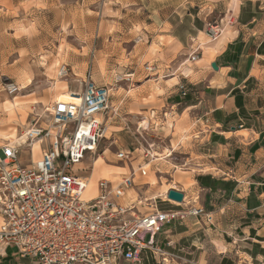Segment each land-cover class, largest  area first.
Wrapping results in <instances>:
<instances>
[{
  "label": "crops",
  "instance_id": "crops-1",
  "mask_svg": "<svg viewBox=\"0 0 264 264\" xmlns=\"http://www.w3.org/2000/svg\"><path fill=\"white\" fill-rule=\"evenodd\" d=\"M117 6L126 26L117 38L109 36L103 60L96 55L88 67L93 81L112 86L108 116H101L108 130L102 140L109 143L99 155L117 162L116 151L130 152L127 161L106 164L119 179L144 163L136 129L142 133L140 127L148 128L149 140L154 142L156 137L167 150L154 160L168 165L151 170L156 184L152 177L135 179L128 198H154L163 210L180 208L182 203L157 201L162 194L159 181L165 179L158 175L168 174L174 184L166 190L183 191L185 202L202 205L213 215L210 224L200 217L166 223L155 239L172 256L163 262L154 255L138 264L264 263V0H119ZM219 19L221 34L210 40L206 25ZM18 49L7 54L0 35V64L9 61L2 72L20 86L16 99L30 98L28 108L17 100L11 112L7 108L12 99L8 105L0 101V128L10 124L16 136L27 127L32 113H42L44 102L51 98L43 84L54 78L53 64L45 72L32 65L29 71L20 64ZM195 50L199 58L191 60ZM146 62L155 66L147 70L151 73L143 70L141 64ZM88 68L83 75L74 72L73 77H81L71 80L75 91L82 88ZM118 71L131 74V81L122 79L113 86L112 77ZM60 82L74 91L69 81ZM179 82L186 85L185 96L178 91ZM60 90L53 88V96ZM178 152L185 160L179 166L168 160ZM39 156L36 150L29 161L21 156L20 160L28 164ZM146 166L149 173L150 165ZM99 178L105 177L98 173ZM0 264L37 263L31 257H19L9 245L0 251Z\"/></svg>",
  "mask_w": 264,
  "mask_h": 264
},
{
  "label": "built area",
  "instance_id": "built-area-1",
  "mask_svg": "<svg viewBox=\"0 0 264 264\" xmlns=\"http://www.w3.org/2000/svg\"><path fill=\"white\" fill-rule=\"evenodd\" d=\"M221 22L207 23L205 33L210 40L221 34ZM198 58V51H193L190 59ZM145 69L153 71L155 66L147 65ZM68 75L67 65L59 64L56 77ZM130 77L118 74L114 80L131 81ZM111 87L93 81L88 68L82 88L70 91L75 101L54 102L44 110L49 117L32 113L17 139L4 140L0 146V251L13 245L19 257H31L37 264H117L123 260L138 264L154 255L166 262L172 255L155 239L166 223L191 217H200L209 224L213 221L211 211L185 202L183 191L182 205L176 203L178 209L163 210L154 198H128L135 179L148 174L146 165L155 158V143L141 133L138 149L144 163L118 180L97 179L92 196H81L89 176L80 175L76 167L85 156L97 155L107 130L100 117L109 110ZM177 87L185 96L186 85L179 82ZM4 89L13 94L20 86L8 82ZM34 143L39 144L40 156L22 164L20 153L25 151L31 158ZM115 156L124 162L131 155L118 150ZM167 192L159 199L173 203Z\"/></svg>",
  "mask_w": 264,
  "mask_h": 264
},
{
  "label": "rangeland",
  "instance_id": "rangeland-1",
  "mask_svg": "<svg viewBox=\"0 0 264 264\" xmlns=\"http://www.w3.org/2000/svg\"><path fill=\"white\" fill-rule=\"evenodd\" d=\"M140 2L146 3V0H140ZM118 3L119 0H0V35L4 38L6 53L12 55L11 50L19 48L16 51H18L19 54H22L20 64H24L25 68L29 71L31 69L30 65L42 67V70L45 72V70L47 71L50 69V66L53 64L54 78L45 80L42 88L46 93L51 95L50 100L44 102L45 104L41 109V112L44 113L46 117H49L48 111L44 112L46 107L53 105L54 102L58 99L60 100V98L66 99L65 96L68 94L69 90L66 88V84L60 81H69V89L74 90V87H72L74 83L71 82V80L74 78H77V80L81 78L79 75L73 77L74 72L83 75L86 68L95 63L96 57L99 61L103 60L105 54L103 53V48H107L109 36L112 35L117 38L118 35H121V31L123 32V28H125L126 25L121 21L122 18L118 10L119 7L117 6ZM144 13L145 12H143V15ZM92 49L100 51L99 53L93 54V52H91ZM115 53L117 52L114 51L113 54ZM106 54L108 55V53ZM116 57L117 55H113V58ZM8 63L9 61L0 64V101L6 100V105H8L7 100L12 99L7 108V111L9 112L14 110L12 108L17 100L24 101L28 108L30 98H15L20 90L16 93L9 94L3 88L6 83L12 82L5 76L6 74L2 72ZM62 63H66L71 67H68L69 75L66 78H57L56 72L59 64ZM147 64L150 63L146 62L141 64L143 70ZM145 72L147 73L149 71ZM118 74L122 75L124 73L119 71L118 73H115L116 76H118ZM114 78L112 77L113 86L121 84V81L116 83ZM133 83L136 84L135 82ZM38 84L39 83H37V85ZM53 88H62L63 90H60V92L53 96ZM104 116L107 117L108 113H105ZM31 117L32 114L29 116L28 121H30ZM5 127L8 129L4 130ZM5 127L3 126V128H0V145L4 143V140L14 141L17 139V136L12 129V125L7 124ZM147 130L148 128L143 129L142 127L139 129V131L142 132V137L149 140L148 136L150 134L146 135L145 133ZM19 133L20 132H18V135ZM139 133L140 132L136 129V135ZM105 134H108V130ZM110 138L112 140L114 139L113 137ZM153 138L155 142L153 151H155L154 155L156 159L158 156H161L159 152H162V150L167 152V150L160 146V141H158L156 137L153 136ZM108 143V139H103L98 146L97 155L93 158L85 156L81 163L77 164L76 169H80L78 173L90 177L89 185L83 196L87 197L95 192V187H92V185L93 182L98 179V173H102L105 178L118 180L117 177L114 178L111 175L106 164L113 163L119 165L122 161L112 162L108 159L104 160V158L99 155L102 154L99 152L107 147ZM162 145L164 146L165 144ZM164 147H166V145ZM36 150H39V144L38 148L32 146L31 154L33 155L36 153ZM110 151L115 152L113 146L110 147ZM20 156L23 158V161L30 160L28 153L25 151H22ZM109 156H112V154H109ZM141 160L142 159H140V162L143 163L144 161ZM168 160L171 164L178 166L185 161L184 155L179 152L174 153L168 158ZM165 164L168 165V163H165L162 160L155 161L152 159L149 164V173L144 177V180H149L150 177H152L150 181L156 184L157 181L153 178V171L151 170H154L156 167L163 168ZM174 165L173 167L177 168ZM85 167L87 170H82ZM178 169L179 167L177 170ZM194 171L202 170L194 168ZM158 176H163V178H165L164 181H159L162 189L160 188V192L158 193L163 194L167 188L166 184L170 182V179L168 174ZM156 187L158 188V186ZM157 201L158 203H161L160 199ZM173 203L176 204L177 202Z\"/></svg>",
  "mask_w": 264,
  "mask_h": 264
},
{
  "label": "water",
  "instance_id": "water-1",
  "mask_svg": "<svg viewBox=\"0 0 264 264\" xmlns=\"http://www.w3.org/2000/svg\"><path fill=\"white\" fill-rule=\"evenodd\" d=\"M212 67L214 69L217 68L215 63H212ZM167 195H168V198L173 200L174 202L180 203L183 201L184 194L182 193V191L179 192L178 190H175V189H169L167 192Z\"/></svg>",
  "mask_w": 264,
  "mask_h": 264
},
{
  "label": "bare ground",
  "instance_id": "bare-ground-1",
  "mask_svg": "<svg viewBox=\"0 0 264 264\" xmlns=\"http://www.w3.org/2000/svg\"><path fill=\"white\" fill-rule=\"evenodd\" d=\"M65 98L66 99H62V98H60V100H63V101H67V102H70V101H75L74 100V97L72 96V94L68 91V94L65 96ZM67 98H69V99H67ZM59 99L58 100H56V101H60ZM55 101V102H56ZM14 109H15V107H14ZM100 120H101V117H100ZM36 143H34L33 145H35ZM37 145V144H36ZM168 154H170V153H168ZM89 183V182H88ZM173 181H170L169 183H167L166 185H167V188L168 187H171V186H173ZM89 185V184H88ZM88 185H87V187H88ZM87 187H86V189H87ZM86 189L82 192V197H86V196H83V194H84V192L86 191ZM166 190V189H165ZM90 196V195H89ZM88 197V196H87Z\"/></svg>",
  "mask_w": 264,
  "mask_h": 264
}]
</instances>
